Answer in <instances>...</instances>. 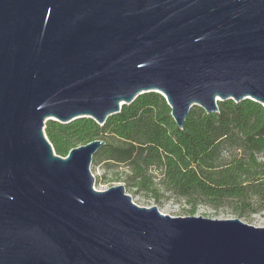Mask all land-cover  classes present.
I'll list each match as a JSON object with an SVG mask.
<instances>
[{
	"label": "water",
	"instance_id": "obj_1",
	"mask_svg": "<svg viewBox=\"0 0 264 264\" xmlns=\"http://www.w3.org/2000/svg\"><path fill=\"white\" fill-rule=\"evenodd\" d=\"M150 92L179 128L193 106L264 108V0H0V264H264V228L96 191L104 142L60 157L44 134Z\"/></svg>",
	"mask_w": 264,
	"mask_h": 264
},
{
	"label": "trees",
	"instance_id": "obj_2",
	"mask_svg": "<svg viewBox=\"0 0 264 264\" xmlns=\"http://www.w3.org/2000/svg\"><path fill=\"white\" fill-rule=\"evenodd\" d=\"M217 108L208 115L193 106L179 128L164 97L150 92L123 105L103 125L90 118L66 124L48 120L44 134L60 157L103 141L90 167L102 166L105 173L121 167L124 179L116 182L178 198L190 206L189 216L205 206L247 219L264 212V108L248 99L220 101Z\"/></svg>",
	"mask_w": 264,
	"mask_h": 264
},
{
	"label": "rangeland",
	"instance_id": "obj_3",
	"mask_svg": "<svg viewBox=\"0 0 264 264\" xmlns=\"http://www.w3.org/2000/svg\"><path fill=\"white\" fill-rule=\"evenodd\" d=\"M91 173L94 177L93 188L96 191H105L111 187L117 185H123L121 182H116V178L124 179V169L115 168L107 173H105L102 166H97L95 168L90 167ZM116 173V174H113ZM116 175V176H115ZM122 181V180H120ZM125 193L128 194L132 202L144 208L156 207L158 211L163 215H168L170 217H188L186 210L190 208L182 200L164 194L162 191H158L155 195L145 192H136L134 190H129L124 186ZM195 217H202L211 220H225L234 219L236 216L230 214L227 209H219V211L212 210L205 206H199L194 215ZM242 222L257 228H264V212H259L251 215L247 219L242 218Z\"/></svg>",
	"mask_w": 264,
	"mask_h": 264
}]
</instances>
